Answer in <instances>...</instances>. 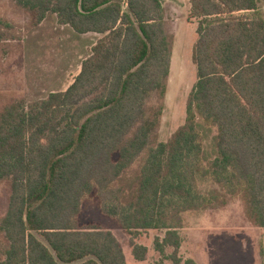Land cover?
Segmentation results:
<instances>
[{
	"label": "trees",
	"instance_id": "1",
	"mask_svg": "<svg viewBox=\"0 0 264 264\" xmlns=\"http://www.w3.org/2000/svg\"><path fill=\"white\" fill-rule=\"evenodd\" d=\"M14 1L35 27L51 12L77 34L103 37L66 90L0 106V186L10 185L0 264H128L115 233L83 217L93 197L129 235L137 261L149 256L138 236L156 230L167 259L200 264L178 257L188 216L233 199L264 230L260 0H190L197 80L167 141L160 130L175 35L163 0ZM10 29L0 17V39ZM258 248L264 264V235Z\"/></svg>",
	"mask_w": 264,
	"mask_h": 264
},
{
	"label": "rangeland",
	"instance_id": "2",
	"mask_svg": "<svg viewBox=\"0 0 264 264\" xmlns=\"http://www.w3.org/2000/svg\"><path fill=\"white\" fill-rule=\"evenodd\" d=\"M163 5L170 30L175 35L160 130L161 140L167 141L186 118L187 100L197 80L193 53L198 21L191 15L190 0H163ZM260 5L264 11V0H260ZM0 17L12 28L7 39H0V106L14 98L33 101L51 92L66 90L80 73L82 62L92 54L94 44L103 37L94 32L77 34L51 12L35 27L31 14L14 0H0ZM210 187V184L204 185L205 189ZM9 195L10 185L4 182L0 186V216L7 212ZM83 217L115 233L124 247L128 264H174L156 249L155 239L164 235L162 231L153 230L138 236L148 247L149 257L136 261L129 235L115 220L101 213L95 197L85 202ZM188 221V227L182 230L184 241L178 253L183 261L192 258L200 264H261L258 242L264 230L247 220L239 199H233L224 208L189 215ZM170 252L172 250L165 254L170 255Z\"/></svg>",
	"mask_w": 264,
	"mask_h": 264
},
{
	"label": "crops",
	"instance_id": "3",
	"mask_svg": "<svg viewBox=\"0 0 264 264\" xmlns=\"http://www.w3.org/2000/svg\"><path fill=\"white\" fill-rule=\"evenodd\" d=\"M174 52V51H173ZM173 56V55H172ZM171 64H172V62H171ZM171 70V69H170ZM149 257V256H148ZM137 261V260H136Z\"/></svg>",
	"mask_w": 264,
	"mask_h": 264
}]
</instances>
